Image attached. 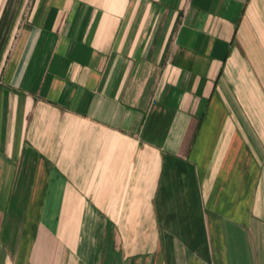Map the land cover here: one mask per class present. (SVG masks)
Returning <instances> with one entry per match:
<instances>
[{
	"label": "crops",
	"instance_id": "crops-1",
	"mask_svg": "<svg viewBox=\"0 0 264 264\" xmlns=\"http://www.w3.org/2000/svg\"><path fill=\"white\" fill-rule=\"evenodd\" d=\"M0 264H264V0H0Z\"/></svg>",
	"mask_w": 264,
	"mask_h": 264
}]
</instances>
